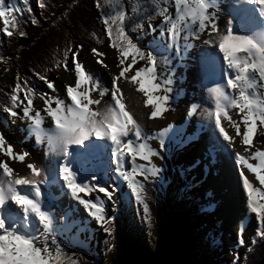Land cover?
<instances>
[{
    "label": "snow or ice",
    "instance_id": "6c2138e0",
    "mask_svg": "<svg viewBox=\"0 0 264 264\" xmlns=\"http://www.w3.org/2000/svg\"><path fill=\"white\" fill-rule=\"evenodd\" d=\"M20 2L0 0V20L8 36L14 34L9 28H17L16 14L25 10L30 12L27 8L29 0H22L23 8L18 6ZM218 6L219 0H129L126 10L124 0H103V4L101 0H95L104 33L118 57V72L112 77L110 87L100 84L93 74H86L83 60H78L83 45L76 44L74 49L67 36L58 57L52 59L51 67L44 69V72L52 68L74 72V84L65 86V98L40 94L44 108L34 110V88L29 86L27 78L20 81L17 77L10 90L9 102L2 111L12 118L29 122V136L34 137L37 145L43 146L48 160L43 168L27 163L29 175L19 176H13V169L0 162V264H77L64 255V249L57 242L58 236H66L78 224L69 219L71 208L62 210L63 215L56 214V201L63 195L83 206L108 237H113L117 206L132 200L137 205V215L151 228V189L147 185L163 181L162 168L151 158L162 159L161 150L168 152L173 147H182L192 137L172 124L161 128L154 136L145 133L126 110L117 81L124 79L132 83L135 90L146 97L143 103L151 106L149 119L161 117L169 102L175 101L183 91L169 95L173 93V73L167 68L164 57L174 49L177 58L183 61L189 49L194 47L190 41L200 39L201 34L207 36L203 43L209 45L199 53L197 73V80L202 88H207L208 94L204 101L208 107L203 113L206 123L200 122V130L212 129L205 138L207 154L213 159L224 156L233 161L239 170L247 208L260 221L251 244L257 242V237L264 239V203L258 200L261 190L254 187L245 174L246 169L255 174V181L264 185V149L256 148L253 143L254 136L264 137V0H232L231 19L226 21L223 30L218 27L214 11ZM169 7H174V13L169 12ZM156 15L162 17V21L153 26L151 21ZM237 18L239 29L233 23ZM145 20L148 31L156 33L147 45L151 49L148 52L142 51L143 45L138 46L128 35V32L138 31L139 40L146 34ZM31 23L36 24L37 20L33 18ZM19 35L25 33L20 31ZM92 35L95 37L96 33ZM97 42L100 41L97 39ZM89 51L96 63L107 67L101 59L103 53L96 48ZM138 59L146 60L147 66L138 67L130 74ZM34 75L48 89L55 91L54 82L46 75L41 72H34ZM209 84L212 86L207 87ZM22 92L23 96L20 95ZM91 92H97L100 97L108 94L109 101L103 107L93 109L90 105H99L100 100L92 98ZM160 92L163 94H158ZM68 99L70 103H66ZM197 107L192 103L188 115L195 114ZM232 109L238 110L237 119L229 115ZM41 111L50 117L54 127H43ZM222 120L235 130L233 135L222 126ZM153 138L159 140L158 148L150 145ZM237 138L243 146L242 152L235 150ZM4 146L5 138L0 133V151L12 156L11 145ZM106 154L109 164L103 169L104 175L112 174L109 178L117 182L111 190L106 181L102 184L98 174L87 167L91 160L102 159ZM27 155L22 152L14 158L23 162ZM180 176H184L183 170ZM121 184H126V190L120 188ZM42 186L49 192L46 197L42 194ZM53 188L57 190L54 194L51 193ZM80 193L95 195L85 199ZM106 201L112 202L110 215ZM86 230V226L77 227L76 236ZM105 242L112 247L110 240ZM238 244L244 245V240L238 237ZM234 259H238V254Z\"/></svg>",
    "mask_w": 264,
    "mask_h": 264
},
{
    "label": "trees",
    "instance_id": "16d2710c",
    "mask_svg": "<svg viewBox=\"0 0 264 264\" xmlns=\"http://www.w3.org/2000/svg\"><path fill=\"white\" fill-rule=\"evenodd\" d=\"M124 3L127 10L129 1L124 0ZM19 7L23 8V3ZM27 8L30 12L25 10L16 14L17 28H9L14 34L8 36L2 31L0 35V128H5L8 122L5 118L7 113L2 108L9 102L10 90L17 77L20 81L27 78L29 86L33 87L37 81L34 72L49 77L65 71L63 68H52L44 72V69L51 67L52 59L58 57V52L66 44V36L72 41L74 49L76 44H88L97 51H103L107 45L112 48L99 19L100 9L95 7V0H29ZM33 18L37 20L36 24L31 23ZM159 18V15L154 17L151 21L153 26ZM147 24L145 20L146 34L139 40L138 31L128 32L133 42L138 46L143 45L144 52L151 51L147 41L152 33L148 31ZM20 31L25 35L20 36ZM93 32L96 33L95 37ZM176 162L178 160L175 159L172 167L177 177L167 187L157 182L159 189L150 188V232L146 230L141 216L137 215V205L132 200L116 212L118 218L110 239L112 247L107 249L106 242H101L108 256L106 261L98 257L94 250L74 245L63 246L64 255L74 259L77 264H264V239L257 237V242L252 245L255 233L247 238L248 247L239 263L225 259L230 245L222 230L216 233L206 227L208 220L205 222V219L209 217L206 210L210 207L206 196L209 189L194 192L193 173L187 165L181 167ZM181 170L184 171L183 177L180 176ZM222 222L218 219L217 225L220 226Z\"/></svg>",
    "mask_w": 264,
    "mask_h": 264
},
{
    "label": "rangeland",
    "instance_id": "374dc122",
    "mask_svg": "<svg viewBox=\"0 0 264 264\" xmlns=\"http://www.w3.org/2000/svg\"><path fill=\"white\" fill-rule=\"evenodd\" d=\"M21 3L22 0L18 6H20ZM231 3L232 0H219V6L214 10L218 27L221 30H223L226 21L231 19V16L229 15V7ZM209 11L213 10L210 9ZM169 12L174 13V7H169ZM161 21L162 17L156 21L154 26L160 24ZM233 23H236V27L239 29V19L237 18V20L233 21ZM2 25L3 21L0 20V35H2V31H4ZM151 33L152 35L149 36L147 41L148 44L152 40V37L156 35V33ZM204 39H207V36L205 34H201L200 39L190 41L194 44V47L189 49V52L183 61L177 58L174 49L165 55L164 59L167 62L166 66L173 73V93H170L169 95H176V93L181 89L183 91L180 92L175 101L169 102L167 111H165L161 117L153 119L148 118L149 113H147V110L144 109L143 103L146 97H144L143 94H141L142 98L139 97L134 92L135 86L132 83L125 81L124 79H120L117 81V84L122 91L126 110L130 111L145 133H150L154 136V134L161 128L172 124L174 128H183L185 134L192 137L182 147H173L168 152L161 150L160 154L161 157H163L162 159L159 157L151 158L157 166L162 168L163 181L158 182L161 183L163 187H167V185L177 177V173L172 167L175 159L178 160V162H176L178 166L184 167L187 165L189 167V171L193 173L194 192L199 190H204L206 192V188L209 189L206 198L211 207L206 210V213L209 214V217H207L208 219H205V222L208 220V223H206L207 229L214 230L216 233H220L222 230V233L228 242V246L230 245L228 249L229 254H226L225 259L232 263H239L243 252L248 247L247 238L249 239L253 233H256V230L260 225V221H258L255 218V214L251 213L247 208V203L245 201L246 194L242 191V183L238 175L239 170L234 166L233 161L224 156L213 159L207 154L205 138L211 133L212 129L209 127L207 131L200 130V122L203 121L206 123V118L203 113L208 107V105L204 103V101L208 99V94L207 88H202L200 82L197 80L199 53L202 49L209 47V45L203 43ZM182 42L183 41H181V43ZM82 45L83 48L78 54V60H83V67L86 74H93L94 78L98 79L100 84L105 87H110L112 77H114L118 72L117 53L112 48H109V45L106 46L108 49L104 48L103 51H98L104 54L101 59L107 67H103L101 64L96 63L95 57L89 51V49H91L90 46L88 44ZM169 55H172V57H168ZM127 62L128 61H126V63ZM141 66L146 67L147 61H141L138 59L137 64L133 65L132 69H130V74L134 72L136 68ZM159 72L160 68L158 67L157 73ZM165 75L167 76V72ZM47 78L54 82L55 91L53 92L52 89H48L47 85L43 81L36 78V86H33L35 87V91L32 95L34 110H41L44 108L43 101L39 98L40 94L60 97L63 99L67 95L65 86L73 85L75 81V75L72 70L55 73ZM158 94L163 93L160 92ZM90 96L92 98L98 96L96 99H101L100 101H103V103L109 101L108 94L104 97H100L97 92H91ZM24 102L26 103V101ZM70 102V99L66 100V103ZM192 103H196L198 107L196 113L189 116L188 109ZM52 106L55 107V104ZM147 107L148 106H146V109ZM149 107L151 109L150 105ZM19 111L20 110L18 109L17 112ZM229 113L233 114L231 116L232 119H237V116L239 115L238 110H235L234 112L229 111ZM41 115L44 117L43 127L45 129L48 128L49 125L54 127L50 117H48L45 112L41 111ZM5 118H7L8 122L5 128H0V133H2L5 138L4 147L11 145L13 154L12 156H9L5 151H0V162L7 163L9 167L13 169V174H16L17 170L15 166V159L13 158L22 152H27L29 154L27 155L28 160H30L32 157H35L32 150H37L36 147L38 145L35 142L34 137L29 136L27 127L29 123L28 121L23 118H12L8 114L5 115ZM225 129L229 135L234 134L235 130L233 128L231 130H228L227 128ZM194 132L195 134H193ZM149 143L155 149L158 148L159 140L153 138L149 141ZM253 143L256 148L264 149V137L259 135L254 136ZM234 147L236 151H243V146L240 145L238 141L235 143ZM37 159H41V157H37ZM137 162L143 163V161L139 160ZM250 162L256 163L254 159H250ZM108 164L109 158L100 170H95L93 165L88 166V169L90 171L94 169L100 173L98 176L101 179V183L103 184L106 181V186L109 190H111L112 187L116 186L117 182L113 183L114 180L109 178L112 174H109V176L104 175L103 169L106 168ZM112 166L114 167L115 165L113 164ZM125 167H129V165L126 163ZM245 174L249 177L250 181L253 182V186L261 190V197H258V200L259 202L264 203V185H260L258 181H255V174L248 173L246 169ZM137 179L142 180V177H137ZM147 187H156L159 189L156 183L148 184ZM120 188L122 190H126V184H121ZM46 191L48 196L49 192L48 190ZM84 198L88 199L86 197ZM72 200L73 199H71L68 195L61 196V198L56 201L57 206L54 210L57 215H63L62 210L71 208L72 215L69 219H77L79 217L82 218V220L75 225L73 231L69 232L66 236H58L57 242L62 248L63 246L68 245H79L80 247H84L86 250L90 248V250H94L96 252L98 257L103 259V261H106V257L108 256H106V250L101 242L110 240L111 237H108L107 234L103 232L101 227L96 224L94 218L90 217L88 211L84 209L83 206H80L75 200L72 202ZM106 203V210L110 215L112 202L106 201ZM123 205H118L117 211L122 209ZM233 209H237V211ZM77 210H79V215L76 212ZM129 212L130 211H128V213ZM245 217H247V220L245 221L247 222V225L242 222ZM218 219L223 221L220 226L217 225ZM120 221L121 218H119V223ZM79 226H86L87 230L81 231L77 237L76 229ZM146 230L150 232L151 228L146 225ZM238 237L244 240V245L238 244ZM96 246L99 247V251H97ZM106 247L108 249L109 246L106 244ZM235 254H238V259H234Z\"/></svg>",
    "mask_w": 264,
    "mask_h": 264
},
{
    "label": "bare ground",
    "instance_id": "6f19581e",
    "mask_svg": "<svg viewBox=\"0 0 264 264\" xmlns=\"http://www.w3.org/2000/svg\"><path fill=\"white\" fill-rule=\"evenodd\" d=\"M193 72V71H192ZM212 85L211 84H209V85H207V87H211ZM229 91H231V90H229ZM134 92L139 96V97H141L142 98V96H141V94L142 93H140V92H138V91H136V90H134ZM96 97H98V96H96ZM96 97H95V99H96ZM208 97V96H207ZM101 100V99H100ZM104 104L105 103H103V101H100V104L99 105H96V104H94V105H90V107L91 108H93V109H96V108H100V107H103L104 106ZM144 109L145 110H147V113H149L150 114V111H151V109H150V107L148 106L147 107V109H146V106L144 105ZM235 111V109H232V110H230V112H234ZM229 115L230 116H232L233 114H231V113H229ZM2 120V119H1ZM4 123H6V122H4ZM4 125V124H3ZM10 125V124H9ZM6 126V125H5ZM222 126L223 127H225V128H227L228 130H231L232 128L229 126V124H228V122L226 121V120H222ZM7 128V127H6ZM23 134V133H22ZM239 140V138H237V141ZM37 150L35 149V150H32V152H33V155L35 156V157H32L30 160H28V157L26 156L25 157V159H24V161L23 162H21V161H18V160H16L15 158H13V159H15V166H16V170H17V172H16V174H13V176H19V175H29V171H28V169H27V167H26V165H27V163H34V164H36L38 167H41V168H43V167H45V165H46V162H47V160H48V157L46 156V154H45V152H44V149H43V146H41V145H38L37 147ZM37 157H41V159H37ZM108 158H109V156H107V155H104V157L100 160V163H98L97 165H100V164H103V163H106L107 161H108ZM253 161V160H252ZM204 166V165H203ZM93 172H96L98 175L100 174V173H98L97 171H95L94 169L92 170ZM253 174V173H252ZM250 175V174H249ZM252 177V176H251ZM103 180H105V179H103ZM114 182H116V181H113V183ZM57 190L55 189V188H53L52 190H51V193H55ZM231 193V192H230ZM42 194H43V196H47V191L45 190V188L42 186ZM49 195V194H48ZM80 195L82 196V197H86V198H91V197H93L94 195H95V193H89V194H87V195H85L84 193H80ZM102 198H103V194L102 193H100L99 194ZM241 201V200H240ZM246 201V200H245ZM244 201V202H245ZM72 202H73V200H72ZM65 203V202H64ZM73 204V203H72ZM233 204V203H232ZM243 206V205H242ZM66 207H68V206H66ZM65 207V208H66ZM166 207V206H165ZM235 208H237V207H235ZM72 210V209H71ZM233 210H235V211H237V209H233ZM234 211V212H235ZM77 212V214L79 215V210H77L76 211ZM233 213V212H232ZM231 214V213H230ZM71 220H76V221H78V223L82 220V218H77V219H71ZM247 220V217H245V219H243V223L245 224V225H247V222H245ZM87 221H88V219H87ZM85 222V221H84ZM75 228V226H73V228H72V230L71 231H73V229ZM85 241H87V240H85ZM90 247V246H89Z\"/></svg>",
    "mask_w": 264,
    "mask_h": 264
}]
</instances>
